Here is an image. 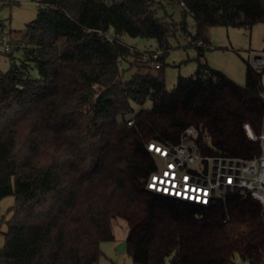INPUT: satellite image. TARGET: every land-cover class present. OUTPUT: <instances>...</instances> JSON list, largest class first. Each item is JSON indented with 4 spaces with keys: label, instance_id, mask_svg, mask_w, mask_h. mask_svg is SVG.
<instances>
[{
    "label": "trees",
    "instance_id": "1",
    "mask_svg": "<svg viewBox=\"0 0 264 264\" xmlns=\"http://www.w3.org/2000/svg\"><path fill=\"white\" fill-rule=\"evenodd\" d=\"M27 1L36 18L18 39L7 34L8 69L0 71V201L14 198L0 264H98L113 218L127 223L133 264H233L234 256L264 264V208L249 195L219 194L199 206L146 188L157 169L147 145L178 144L187 128L204 156L262 153L264 142L243 125L264 132V70L245 60L239 86L203 57L210 28L264 24V0ZM176 3L180 22L158 16ZM179 32L192 38L197 69L168 91L164 60ZM123 36L154 40L160 67L126 78L149 53Z\"/></svg>",
    "mask_w": 264,
    "mask_h": 264
},
{
    "label": "rangeland",
    "instance_id": "2",
    "mask_svg": "<svg viewBox=\"0 0 264 264\" xmlns=\"http://www.w3.org/2000/svg\"><path fill=\"white\" fill-rule=\"evenodd\" d=\"M0 23L3 24V43L8 45L9 36L18 39L25 26L35 20L37 15V5L27 0H0ZM159 17H165L174 22H180L181 9L176 3L173 6H166L157 11ZM187 29L191 35L195 33L194 21L190 16L186 17ZM8 34V35H7ZM211 49L205 51L204 60L207 65L217 71L222 72L230 80L239 86H244L246 82V63L250 52L261 53L264 50V24H256L250 29L216 26L208 31ZM12 39V40H13ZM123 43L138 52H157L162 55L163 51L157 48V44L152 39L122 37ZM170 49L166 51L164 60L163 77L166 89L170 91L177 82L178 77H190L197 69V50L190 45L192 38L179 32L168 39ZM10 48V46L8 45ZM14 57L20 56L19 50H13ZM130 61H133L130 59ZM147 64L143 61L137 63L135 68L130 69L126 78L133 73L146 74L149 72ZM125 67V66H124ZM8 69V61L4 54V46L0 44V71ZM126 69V68H124ZM262 85L264 86V74L262 75ZM151 107V102H146L142 107L133 105V113L130 117L142 109ZM185 142L184 134L177 140V143ZM221 192L220 194H229ZM14 198L8 196L0 201V248L4 245L3 233L6 231L4 221L10 217L9 208L13 205ZM111 231L113 240L102 242L99 246L101 256L98 264H133L129 254L125 251L120 254L116 252V247L124 242L128 235L127 223L119 218L111 220ZM264 261V257L261 262ZM162 264H170L166 259ZM233 264H248L238 256H234ZM262 264V263H261Z\"/></svg>",
    "mask_w": 264,
    "mask_h": 264
},
{
    "label": "built area",
    "instance_id": "3",
    "mask_svg": "<svg viewBox=\"0 0 264 264\" xmlns=\"http://www.w3.org/2000/svg\"><path fill=\"white\" fill-rule=\"evenodd\" d=\"M4 47L8 49L6 43ZM160 55L159 51L147 54L143 61L149 71L160 67ZM248 62L252 68L264 70V50L250 52ZM260 96L264 100V86ZM243 128L249 139L264 142V132L256 136L249 124ZM183 134L185 142L147 145L157 159V169L146 182L147 190L199 206H208L221 192L244 193L264 208V149L260 156L251 159L204 156L195 143L196 130L187 128Z\"/></svg>",
    "mask_w": 264,
    "mask_h": 264
},
{
    "label": "water",
    "instance_id": "4",
    "mask_svg": "<svg viewBox=\"0 0 264 264\" xmlns=\"http://www.w3.org/2000/svg\"><path fill=\"white\" fill-rule=\"evenodd\" d=\"M125 248H126V242L124 241V242L120 243V244L116 247V252L122 254V253L125 252Z\"/></svg>",
    "mask_w": 264,
    "mask_h": 264
},
{
    "label": "snow or ice",
    "instance_id": "5",
    "mask_svg": "<svg viewBox=\"0 0 264 264\" xmlns=\"http://www.w3.org/2000/svg\"><path fill=\"white\" fill-rule=\"evenodd\" d=\"M165 175H167V173Z\"/></svg>",
    "mask_w": 264,
    "mask_h": 264
}]
</instances>
